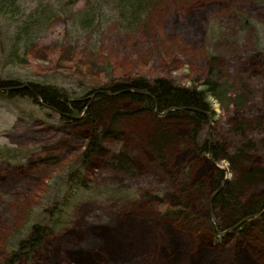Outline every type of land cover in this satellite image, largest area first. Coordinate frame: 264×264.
Returning a JSON list of instances; mask_svg holds the SVG:
<instances>
[{
  "label": "rangeland",
  "instance_id": "1",
  "mask_svg": "<svg viewBox=\"0 0 264 264\" xmlns=\"http://www.w3.org/2000/svg\"><path fill=\"white\" fill-rule=\"evenodd\" d=\"M85 1L78 0L75 9ZM211 53L212 68L218 81L231 85L232 100L220 106L209 98L212 120L203 121L196 142L220 147L221 162L195 151L185 118L139 110L126 100L114 122L105 108L97 125L101 150L83 169L89 189L74 192L63 224L17 264H264V236L256 218L239 233L223 235L205 224L208 216L218 220L207 191L215 167L223 169L225 182L238 171L264 169V4L160 0L132 34L111 23L92 40L58 18L26 51L24 64L2 61L0 74L49 81L77 95L139 76L200 88L212 66ZM239 120L245 122L242 138L232 129ZM160 124L176 138L154 151L148 140ZM93 127L83 120L59 123L28 99L0 96V264L13 233L34 219L54 176L77 162ZM6 148L14 152L5 154ZM237 149L248 154L246 159L233 157ZM198 184L205 190L200 192ZM112 188L113 197L96 192ZM184 189L188 210L173 217L169 211L181 206L169 195L180 196ZM236 193L246 202L260 198L264 174Z\"/></svg>",
  "mask_w": 264,
  "mask_h": 264
},
{
  "label": "trees",
  "instance_id": "2",
  "mask_svg": "<svg viewBox=\"0 0 264 264\" xmlns=\"http://www.w3.org/2000/svg\"><path fill=\"white\" fill-rule=\"evenodd\" d=\"M77 1L0 0V68L2 61L12 67L24 64L27 61L26 51L36 44L50 24L58 18H63L71 25L72 30L91 38V40L93 37L99 36L101 31L111 23L117 27L120 33L132 34L146 24L154 6L160 2V0H86V6L76 10ZM247 1L256 5L264 4V0ZM208 59L212 66L200 83V88L178 86L165 78L149 80L147 77L139 76L134 79L115 81L102 88L85 89L81 95H77L49 81H23L16 75L12 77L0 74V96H5L8 99H28L42 111L51 112L59 123L61 121L82 122L83 120L90 123L92 127L95 126V128L93 127L94 134L85 144L77 162L73 166H69L62 175L54 176V180L44 196L45 202L42 208L35 212L34 219L13 233L8 244L9 253L2 264H17L24 256L31 255L34 250L43 246L47 233L54 227L63 224L64 210L69 207L70 198L74 192L89 189L82 178L83 169L101 150V133H99L97 125H100L101 114L105 108L112 111V121L114 122L117 117L123 114L120 103L126 100L133 106H138L139 110H148L156 115L165 113L168 118L173 119L185 118L190 123V138L195 144V151L200 154L203 152L209 154L208 143L203 142L200 145L196 142L203 121H207L205 114L212 115L208 100L212 97L220 106H225L232 99L227 94L231 85L224 80L218 81L217 73L212 68L216 57L211 53L208 55ZM25 84L27 86L23 87ZM235 100L238 103V98ZM68 115H82V118L74 119ZM244 125L245 122L239 120L232 126L233 132L238 138H242ZM174 138H176L174 131L160 124L148 142L154 151H159ZM210 150L212 160L216 163L221 162L222 150L220 147L213 144L210 146ZM13 152L8 148L4 150L5 154ZM233 154H235L233 157L238 155V157H242L241 159H246L248 156L238 149ZM263 174L264 169L259 167L251 168L248 172L238 171L232 182L226 181L222 184L224 171L222 168H214L207 191L212 194L218 189L210 202L218 220L207 215L205 223L212 233L217 235V227L219 230L229 229L231 232L239 233L250 221L242 222L238 228L230 229L232 225L250 215H256L254 222L257 221L258 232L264 236V195L246 202L239 200L236 193L241 184L253 182ZM113 188L106 192L99 190L96 192L103 193L104 197L107 195L113 197L117 194ZM197 188L200 192L205 190L200 184L197 185ZM182 192L179 194L180 196L169 195V199L175 205L181 206V208L169 211L168 214L173 217L181 211L187 212L188 210L189 206L186 204L189 198L188 193L185 189ZM177 198L180 200L177 201ZM201 198L202 196H200V200H202ZM42 215L46 216L45 220H41ZM186 215L188 216V214Z\"/></svg>",
  "mask_w": 264,
  "mask_h": 264
},
{
  "label": "water",
  "instance_id": "3",
  "mask_svg": "<svg viewBox=\"0 0 264 264\" xmlns=\"http://www.w3.org/2000/svg\"><path fill=\"white\" fill-rule=\"evenodd\" d=\"M25 86H27V84H25L23 87H25ZM94 95V94H93ZM92 95V96H93ZM165 114V113H164ZM69 116V115H68ZM70 118L72 117V118H74V119H81L82 118V115L81 116H69ZM206 117H208L209 118V120L211 119V117L208 115V114H206ZM210 153V152H209ZM225 180L226 179H223V181L222 182H225ZM218 189H216V191H217ZM216 191L214 192V193H212V195H211V197H210V199H209V201H208V204H209V208H210V202H211V199L213 198V196L215 195V193H216ZM210 210V209H209ZM263 210H264V208H263ZM262 210V211H263ZM256 217V215H250L249 217H246V218H243V219H241V220H239V222L238 223H236V224H234V225H232V227L230 228V229H234V228H236V227H238L239 226V224L240 223H242V222H246V221H250V220H252L253 218H255ZM229 231V229L228 230H219L218 228H216V232H217V234H220V235H223V234H225V233H227Z\"/></svg>",
  "mask_w": 264,
  "mask_h": 264
},
{
  "label": "flooded vegetation",
  "instance_id": "4",
  "mask_svg": "<svg viewBox=\"0 0 264 264\" xmlns=\"http://www.w3.org/2000/svg\"><path fill=\"white\" fill-rule=\"evenodd\" d=\"M206 114H208V113H206ZM206 114H205V117H206ZM208 115H209V114H208ZM209 116H210V115H209ZM210 117H211V116H210ZM211 120H212V117H211L210 120H209V118L207 117V121L210 122ZM208 145H209V148H208V149H209V152H210V151H211V150H210V146H211V145H210V142H208ZM210 154H211V152L209 153V155H210ZM217 228H218V227H217ZM221 231H222V230H221Z\"/></svg>",
  "mask_w": 264,
  "mask_h": 264
},
{
  "label": "bare ground",
  "instance_id": "5",
  "mask_svg": "<svg viewBox=\"0 0 264 264\" xmlns=\"http://www.w3.org/2000/svg\"><path fill=\"white\" fill-rule=\"evenodd\" d=\"M207 154V153H206ZM212 204V203H211ZM238 228V227H237ZM222 237V236H221Z\"/></svg>",
  "mask_w": 264,
  "mask_h": 264
}]
</instances>
